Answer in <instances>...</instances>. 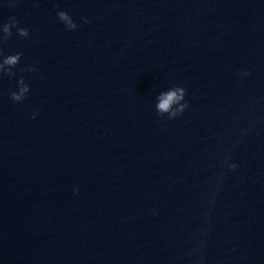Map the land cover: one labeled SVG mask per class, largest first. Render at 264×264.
Returning a JSON list of instances; mask_svg holds the SVG:
<instances>
[{
  "label": "water",
  "instance_id": "1",
  "mask_svg": "<svg viewBox=\"0 0 264 264\" xmlns=\"http://www.w3.org/2000/svg\"><path fill=\"white\" fill-rule=\"evenodd\" d=\"M10 16L31 35L0 49L37 71L22 104L0 79V264H264V0H0ZM177 83L189 108L157 116Z\"/></svg>",
  "mask_w": 264,
  "mask_h": 264
},
{
  "label": "clouds",
  "instance_id": "2",
  "mask_svg": "<svg viewBox=\"0 0 264 264\" xmlns=\"http://www.w3.org/2000/svg\"><path fill=\"white\" fill-rule=\"evenodd\" d=\"M57 9V19L64 25L68 31L76 30L80 25L76 19L70 14L69 11L61 9L58 4H54ZM84 23H91L89 17L85 16L81 18ZM15 30L16 35L21 38H29L31 33L30 29L23 27L16 16H10L7 22H0V37L9 39L13 35ZM23 51H9L5 52L0 49V79L4 77H13L15 80V87L10 89L9 96L11 100L17 104L25 102L31 94V85L28 83L25 73H34L37 71L35 64H30L26 67H21L23 60ZM242 76H248L247 71L240 73ZM188 95V89L182 84H173L160 90L154 100V109L159 117H166L168 120H174L177 117L184 114L189 108L190 102L186 98ZM38 112L32 113V118L35 119ZM235 147V146H233ZM223 165L228 170H235L239 167L238 163L232 161L230 156L225 157ZM73 191L79 194V186H75ZM203 245H201V250ZM194 253H190L193 255ZM200 264H203V258L201 257Z\"/></svg>",
  "mask_w": 264,
  "mask_h": 264
}]
</instances>
